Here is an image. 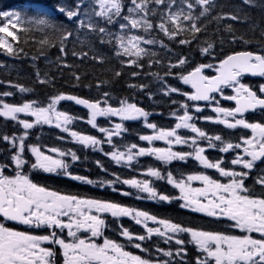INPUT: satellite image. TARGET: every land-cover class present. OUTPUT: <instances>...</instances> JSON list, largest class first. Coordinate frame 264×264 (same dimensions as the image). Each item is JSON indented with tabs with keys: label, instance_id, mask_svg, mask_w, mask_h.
Segmentation results:
<instances>
[{
	"label": "snow or ice",
	"instance_id": "snow-or-ice-1",
	"mask_svg": "<svg viewBox=\"0 0 264 264\" xmlns=\"http://www.w3.org/2000/svg\"><path fill=\"white\" fill-rule=\"evenodd\" d=\"M241 2L254 7L256 0ZM217 6V0H59L54 7L33 3L28 5L31 14L18 10H0V50L8 56L18 57L23 52V48L19 47L20 33H28L31 26H40L53 29L60 42L58 51L62 56L57 57L58 69L74 67L62 58L69 52L81 60L88 57V52L75 50L77 43H86L92 50L91 46L96 42L111 45L121 64L142 69L145 57L149 58L148 67L160 63V59L156 58L157 53L147 46L159 45L171 51L168 44L154 35L156 32L179 45H191L193 41L199 40L201 33L208 32V25L213 21H246V17L238 13L216 12ZM216 31H220L219 27ZM224 31L233 34V43L237 40L249 43L243 36L234 34L231 24L225 25ZM220 40L223 43L224 38L220 37ZM49 43L48 39L41 41L43 45ZM69 43L73 45L71 49L67 47ZM203 43L206 47H200L199 51L212 55L214 43L210 40H204ZM40 56H45V53L41 52ZM40 56L32 59L37 60ZM91 58L101 63L104 61V57L95 52ZM187 63V57H178L175 63L167 65L164 76H173L182 84L189 85L191 92L170 86L158 73H150L162 81L161 92L164 96L178 93L185 98V102L180 104L182 114L172 112L176 122L169 128L148 122L151 113L126 99H120L118 106H112L108 103L111 99L108 92L102 94V99L96 100L59 93L50 98L47 106L34 100L22 104L0 100V117L16 122L23 130L19 135H0V140L10 146L5 149L9 154L8 162L0 164V221L15 222L33 230L21 231L0 222V264H57L58 255L62 258V264H189L186 259L189 244L199 253L194 264H264V167L260 166L264 165V118L249 122L245 115L255 114L257 110L264 113V83L254 89L243 82L244 77L249 75L264 78V48L260 51L234 52L219 60L216 65L199 64L185 73ZM205 69H213L215 75H206ZM35 74L40 84L52 82L47 72L43 78L38 69ZM120 74L116 72L115 76ZM72 75L79 81L80 77L76 73ZM132 75L139 76L141 73L134 71ZM15 87L21 93L31 91L20 85ZM129 87L143 90L148 86L130 84ZM226 89H230L232 94H226ZM2 95L12 96L13 93L4 92ZM148 95L151 98L152 94ZM221 100L233 101L235 106H220ZM61 101H73L88 109L86 123L104 134V139L70 130L78 118L58 110L57 105ZM189 101L214 105L211 110L216 114L215 117L203 115L205 107L198 103L190 105ZM177 103L172 100V104ZM20 114L33 117L34 120L21 119ZM98 117L107 118L108 123H111L112 117H119L121 122L111 127L99 126ZM141 119L145 127L152 130V134L139 135V140L148 144L163 141L166 147L114 143V137H122L128 131L124 121ZM197 120L223 125L231 130H249L250 135H240L233 142L220 134L210 135L197 126ZM37 125L61 129L83 148L100 151L115 164H123L128 168H133V162L138 163L140 157L149 156L164 164L173 161L187 163L192 159L204 169L215 170L218 177L201 172L177 179L171 171L162 172L156 167H149L144 173V179L121 178L112 173L114 179L100 181L98 186H107L123 196H132V192L115 187L127 185L136 190V199L168 203L172 200L182 201L181 208L203 213L217 221H227L229 229H237L240 234L185 226L170 218L158 217L115 201L62 194L34 182L30 178V172L33 171L64 175L89 185L94 183L70 171L80 160L76 151L46 146L42 150L41 146L26 143L29 130ZM181 129L194 135H182ZM201 141H206V147L201 146ZM105 142L111 146L108 151L100 147ZM178 145H187L192 150H174ZM208 149L232 155L209 159L205 155ZM95 163L103 172H108L100 160ZM9 166H14V175L5 174ZM149 178L166 180L167 184L178 190L179 195L170 196L158 192ZM249 180L251 184L246 183ZM193 181H199L202 186L193 187ZM256 186H259V192ZM106 215L117 220L131 218L143 228V233H133L120 224V235L142 253L154 251L161 256L153 258L150 255L145 258L125 250L124 244L104 237L108 226ZM150 223L152 226H149ZM185 235L187 239L183 238ZM101 237H104L103 242L97 243L96 240ZM153 237L169 245L168 249L158 244L153 248L144 243L151 242ZM173 244L176 246L175 251L172 250Z\"/></svg>",
	"mask_w": 264,
	"mask_h": 264
},
{
	"label": "trees",
	"instance_id": "trees-1",
	"mask_svg": "<svg viewBox=\"0 0 264 264\" xmlns=\"http://www.w3.org/2000/svg\"><path fill=\"white\" fill-rule=\"evenodd\" d=\"M58 2L59 0H0V10H18L22 13L31 14V8L28 7L30 4L42 3L45 6L54 7ZM217 5L216 12L238 13L241 16L246 17V21H213L208 25V32L201 33L199 40L193 41L191 45H179L175 41H169L162 33L156 32L154 35H156L158 39H162L164 43L168 44L171 51L163 49L159 45L147 46L151 48L152 51L157 53L156 58L160 59V63L153 64L151 67H148L149 58L145 57L142 61L145 66L142 69L121 64L120 59L114 55L111 45H102L98 42L91 46L92 50H90L89 45L86 43H77L75 45V50L77 52H88V57L81 60L72 56L69 52L67 56H63L62 58L68 64L74 65V67L58 69L57 64L59 61H57V57L62 56V54L58 51L60 42L57 39L54 30L42 28L40 26H31L28 33H20L21 43L19 47L23 48V52H21L18 57L8 56L0 50V65H2L0 66V100L6 103L15 104H22L24 102L34 100L42 106H47L50 102V98L59 93L75 95L89 100H96L102 99V94L104 92H108L111 96L108 103L112 106H118L120 99L132 101L151 113L148 122L156 123L158 127H172L175 122V117H171L172 112L176 111L178 114H182L183 112L180 108V100H182L181 96L177 93H173L171 96H164L163 94H160L159 91L162 87V81L156 76L150 75V73H158L160 77H164V80L167 81L168 85L178 87L183 91L189 92L188 87L182 84L181 81L178 80V82L173 76H164L167 65L170 62L175 63L178 57L188 58V63L184 67V71L186 73L199 64H217L223 57L235 51H260L261 48H264V35H262V33H264V0H256L254 7L243 5L241 0H217ZM213 15H215V12ZM227 24H231L233 26L234 34L236 36H243L244 40L249 41V43H243L240 40H237L234 43L231 42L233 34L224 31V26ZM218 27L220 29L219 32L216 31ZM220 37L224 38L223 43H221ZM44 39H48L50 43L47 45L41 44V41ZM204 40H210L214 43V48L211 50L212 55L202 54L199 51L200 47H206V44L203 43ZM67 47L71 49L73 45L69 43ZM41 52L45 53L46 58L45 56H40ZM94 52L104 57V61L102 63L91 58ZM35 56H40V58L33 60L32 58ZM37 69L40 71L42 78L43 74L47 72L48 78L52 82L47 84L38 83L35 74ZM61 71L63 72L62 75ZM134 71L140 72L141 75L133 76L132 72ZM173 71L175 72L176 69H173ZM73 72L80 77L79 81L73 77ZM116 72H120V76H115ZM212 73L213 72L210 70H205V74L207 75ZM243 82L251 85L255 89V79L244 77ZM98 83L100 85L99 87H97ZM130 84H143L148 87L141 90L140 88L129 87ZM15 85L29 88L31 91L21 93ZM4 92H12L13 95L3 96L2 94ZM149 93L152 94L151 98H149ZM172 100H176L179 103L172 104ZM221 103L225 104V106L231 105L228 101H221ZM57 107L60 111H66L69 115H73L78 118L75 119L71 125V129L73 131L94 135L98 138L104 139V134L100 133L98 129H93L91 125L86 123V111L76 107L69 101H61ZM208 112V109L205 108L203 115L207 116L209 114ZM20 118L26 119L21 115ZM27 119L31 121L30 117ZM97 123L99 126L109 125L106 118L98 120ZM123 123L128 131L125 132L122 137H114V143L120 145H130L132 143H136L138 146H141L140 143H142V141L139 140L138 135H148V133L151 132L150 129L145 127L142 119L139 121H125ZM196 123L198 127H201L210 135L220 134L225 139H232L233 141L236 138L231 132L225 130V128L221 125L214 124L208 128L207 124L202 120H197ZM22 131V128L16 122L0 117V135H19ZM242 131V133H239L240 130H238L236 131V134L238 136L248 135L247 130ZM180 132L185 136L194 135L188 130ZM61 137L67 138L66 135L55 127L49 125H37L33 129L29 130V138L26 143L41 146L42 150H44L46 146L48 148L57 147L61 150L71 149L73 151H77V155L80 156V160L72 166V169L77 172L74 174L85 176L89 179L107 180L110 178L108 172L116 173L120 175L121 178L144 179L145 176L140 174L143 170H146L149 167H158V169L162 172L171 171L177 179L182 177L185 178L187 174L193 172L203 171V168L198 164V162L192 159H189L187 163L173 161L171 164H164L163 162L157 161L155 157L149 156L140 157L138 163L133 162V168H128L123 164H115L114 161L100 151H94L91 148L85 149L78 143H68L64 141V139H61ZM200 143L201 146H206V141H201ZM9 147L10 146L6 141L0 140V151L3 155L2 159L4 160L9 156V154L5 151V149H8ZM100 147H103L105 151H108L111 146L105 142ZM121 150H124L123 147H121ZM205 155H207L209 159L218 158L216 150L212 153L205 152ZM97 160H100L108 169L107 173L103 172L96 165L95 162ZM32 174L37 177L39 172L33 171ZM209 174L214 177H218L214 172ZM45 175L46 173H44V176ZM44 176L43 179L41 178L37 181L40 182L51 178V188L57 189L64 194L75 195L80 193L81 186H79V184L71 183L69 180L66 181L62 177ZM67 182H69V184ZM246 183L251 184L250 181H247ZM153 185L163 194L178 196L177 189H174L171 185L167 184L166 180L162 181L161 185H158L157 182L154 181ZM117 188L125 190L123 185ZM256 188L257 192H259V186H256ZM97 189V196H99L101 200L105 199L115 201L125 206L145 210L151 214L157 215L158 217L170 218L175 222L184 224L185 226L209 231H221L224 226L223 221H217L215 218L203 216L196 212L189 211L188 209L181 208V201L179 200H172L171 203H148L142 199H136L133 196L127 198L119 192L112 194L110 193V190L108 191L107 187H99ZM83 190V196L91 191V189L87 186H83ZM108 220L109 219L107 218L106 221L108 222ZM113 220V226L116 230L115 238L117 241L120 238L117 231L120 224H123L124 227H127L132 231L138 227L137 225H134L132 221L125 218L119 220L114 218ZM137 230L140 231L141 229ZM227 231H230L229 228H227ZM232 233L234 234L235 231L233 230ZM148 243H154V240L151 242L148 241ZM173 245L172 247H174ZM167 247L169 246L162 244V248L167 250Z\"/></svg>",
	"mask_w": 264,
	"mask_h": 264
},
{
	"label": "flooded vegetation",
	"instance_id": "flooded-vegetation-1",
	"mask_svg": "<svg viewBox=\"0 0 264 264\" xmlns=\"http://www.w3.org/2000/svg\"><path fill=\"white\" fill-rule=\"evenodd\" d=\"M261 83H264V78H255V88L259 85V84H261ZM262 118H264V113H262V112H260L259 110H257V112L255 113V120H254V122L255 121H260V120H262ZM248 119V118H247ZM249 120V119H248ZM250 121V120H249ZM228 130H230V131H233V130H231V129H228ZM236 130H238V129H235L233 132H232V134L236 137V138H238L239 136L236 134L237 132H235ZM248 131V135H250V131L249 130H247ZM68 136V135H67ZM236 138H235V140L233 141V142H236ZM142 147H145V146H142ZM214 150L213 149H208L206 152H209V153H212ZM230 155H232V154H222V153H219L218 151H217V156L218 157H220V156H225L226 158L227 157H230ZM1 157V156H0ZM5 163H7V161H5V162H2L1 161V158H0V164H5ZM257 163H259V162H257ZM261 167H264V165H260ZM13 167L14 166H9V168H7L6 170H5V174L6 175H14V171H13ZM158 168V167H157ZM237 170H239V168H238V166H237ZM112 171H114V170H112ZM146 171H147V169L145 170V173H146ZM41 173V174H40ZM74 174V173H73ZM108 175H109V179H114V176L112 175V172H108ZM144 175V174H143ZM44 176V174L42 173V172H39V174L37 175V177H35V176H33V174H32V172H30V178L31 179H33V181L34 182H36V183H38V184H40V185H42V186H46V187H48L50 190H56V189H54V188H51L50 187V185H51V183H52V180H51V178L49 179V180H42V181H37L38 179H41L42 177ZM46 176V175H45ZM44 176V177H45ZM48 176H53V177H62V178H64L66 181L67 180H69L71 183H75V184H79V186H81V190H80V193L79 194H75V195H78V196H80V197H85V198H96V199H100L99 198V196H97L98 195V189L97 188H99V187H102V186H98L99 185V182L100 181H105L106 179H104V180H98V179H91V180H93L94 181V183L93 184H91V185H89V184H85V183H83V182H81V181H75V180H71V179H69L68 177H66V176H64V175H58V174H55V173H48ZM145 176V175H144ZM39 177V178H38ZM41 177V178H40ZM89 177H91V176H89ZM88 178V177H87ZM43 179V178H42ZM89 179V178H88ZM109 179H107V180H109ZM139 179H142V178H139ZM223 182H227L224 178H220ZM153 182L154 181H156L157 182V184L158 185H161L162 184V181L163 180H156L155 178H152L151 179ZM250 182H251V180H249ZM68 184H69V182H67ZM195 184V182H193L192 183V186ZM197 184H199V183H197ZM83 186H87V187H89L90 189H91V191H89L85 196H83V193H84V190H83ZM125 186V190L124 191H130V192H132L133 193V197H136V190L135 189H131V188H129L127 185H124ZM104 188L105 187H107V186H103ZM115 187H116V185H115ZM92 189H94V190H92ZM107 189H108V191L110 190L111 192L110 193H112V194H114L115 193V191H113L112 190V188H110V187H107ZM158 192H160L159 190H157ZM178 191V190H177ZM161 193V192H160ZM163 194V193H162ZM74 195V194H73ZM139 195H142V196H146V194H139ZM125 197H127V198H129L130 196H125ZM103 200H105V199H103ZM143 201H145V202H161V201H158V200H156V201H152V200H148V199H142ZM108 201H110V200H108ZM193 212V211H192ZM198 214H200V215H203V216H206V215H204L203 213H198ZM108 218L109 220H108V222H106V224L108 225L106 228H105V231H104V237H107V238H109V239H113V240H116V238H115V233H116V230H115V228H114V226H113V223H114V218H112L110 215H106L105 216V218ZM210 218H212V217H210ZM0 222H4L7 226H9V227H12V228H15V229H17V230H21V231H33L32 229H29L27 226H24V225H19V224H17V223H15V222H10V221H0ZM223 224H224V226H223V228H222V230L221 231H227V228H229L228 227V222L227 221H223ZM149 226H152L151 224H149ZM129 229V228H128ZM232 230H236V231H238L239 232V230H237V229H232ZM37 233H39L40 232V230H35ZM130 231L131 232H133V233H137L136 232V230H134V231H132L131 229H130ZM143 228L141 227V230H140V233H137V234H141V233H143ZM66 234V233H65ZM104 237H102V238H104ZM184 238L185 239H187L186 238V235L184 236ZM100 240H101V238H98L97 240H96V242L97 243H99L100 242ZM153 240H154V243H151V244H149L148 243V241H146V242H144V243H146V244H149V245H152L153 246V248H154V246L156 245V244H158L159 245V247H161L162 248V244H164L163 243V241L162 240H160L158 237H153ZM117 241V240H116ZM117 242H119V243H122V244H124L125 245V250H127V251H130V252H132L133 254H136V255H142V256H144L145 258H147L148 256H153V258H155L156 256H161V254H159V253H155L154 251L152 252V253H142L139 249H136V248H134L133 246H132V244H130L127 240H126V238H124V237H122V236H120V238H119V240L117 241ZM136 242H138V241H135V243ZM165 245V244H164ZM174 247H173V251H175V248H176V246L175 245H173ZM187 249H188V256L186 257V259H187V261L189 262V264H194V261H195V257H196V255H199V253H197V251H196V249H195V247L193 246V245H191V244H189V245H187ZM163 258V257H162ZM57 264H62V258H60L59 257V255H58V258H57Z\"/></svg>",
	"mask_w": 264,
	"mask_h": 264
},
{
	"label": "rangeland",
	"instance_id": "rangeland-1",
	"mask_svg": "<svg viewBox=\"0 0 264 264\" xmlns=\"http://www.w3.org/2000/svg\"><path fill=\"white\" fill-rule=\"evenodd\" d=\"M109 27H111V26H109ZM214 65H216V64H214ZM205 70H210V71H213L214 72V70L213 69H205ZM177 81H178V79H177ZM179 82V81H178ZM160 92V94H162V92H161V90L159 91ZM226 94H232V92H231V90L230 89H226ZM178 94V93H177ZM179 95V94H178ZM219 98V97H218ZM181 99L182 100H180V103H184V97H182L181 96ZM129 101V100H128ZM129 102H132V101H129ZM134 103V102H133ZM206 105V107H213L214 105H207V103L205 104ZM21 116H23L24 118H29L28 116H25L24 114H20ZM215 113L213 112V114H212V116L213 117H215ZM31 118V121L32 120H34V118L33 117H30ZM99 118H101V117H98L97 119H99ZM87 119H88V114H87V116H86V118H85V120L87 121ZM107 119V118H106ZM121 121H120V119H119V117H112L111 118V123H110V127L111 126H114L115 125V123H120ZM112 124V125H111ZM70 130H72L71 129V126H70ZM60 131H62L61 129H60ZM73 131V130H72ZM62 133L63 134H67L66 132H63L62 131ZM67 140H69L70 141V139H68L67 138ZM157 142V141H156ZM158 142H160V141H158ZM164 143V142H163ZM149 145H151V147H166L167 145L164 143L163 145H161V146H156V145H153V143L152 144H149ZM194 174H196V173H194ZM193 182H195V184L193 185V187H201L202 186V184L199 182V181H193ZM192 182V183H193ZM197 183H199V184H197ZM179 193V192H178ZM181 203H182V201H181ZM128 218V217H127ZM151 224V223H150ZM186 238H187V236H186ZM103 242V238L101 237V240H100V242L99 243H102ZM172 249H173V247H172ZM197 256V255H196ZM164 259H167V258H164Z\"/></svg>",
	"mask_w": 264,
	"mask_h": 264
},
{
	"label": "water",
	"instance_id": "water-1",
	"mask_svg": "<svg viewBox=\"0 0 264 264\" xmlns=\"http://www.w3.org/2000/svg\"><path fill=\"white\" fill-rule=\"evenodd\" d=\"M231 54H233V53H231ZM230 55V54H229ZM226 57V56H225ZM224 57V58H225ZM215 75V74H214ZM250 76V75H249ZM189 86V85H188ZM189 88H190V86H189ZM191 89V88H190ZM192 90V89H191ZM79 98H81V97H79ZM70 102H72L76 107H79V108H81V109H83V110H85V111H87L88 112V109H86V108H84L83 106H80V105H76L73 101H70Z\"/></svg>",
	"mask_w": 264,
	"mask_h": 264
}]
</instances>
